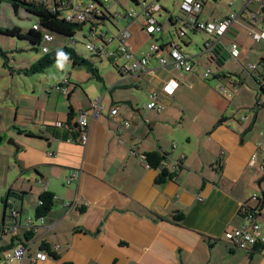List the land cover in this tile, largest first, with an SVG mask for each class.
<instances>
[{
	"label": "crops",
	"instance_id": "0c3cea01",
	"mask_svg": "<svg viewBox=\"0 0 264 264\" xmlns=\"http://www.w3.org/2000/svg\"><path fill=\"white\" fill-rule=\"evenodd\" d=\"M160 4L159 16L179 20L181 9L178 14ZM263 7L257 0H232L217 13L203 0L201 21L240 13L220 43L226 58L213 62L216 75L209 78L203 76L210 65L205 32L189 30L182 40L177 24L165 30L159 19L162 32L155 36L143 17L119 19L120 26L115 20L110 30L127 28L138 57L154 42L178 40L194 64L190 73L174 68L169 56L170 64L163 67L153 57L154 72L136 74L122 71L120 56L110 60L116 72L109 76L96 63L102 80L68 59L60 70L51 72V66L36 74L21 70L41 55L30 65L0 63V264H18L7 255L30 230L2 231L13 222L11 208L20 211L22 226L28 217L38 225L23 264H264V246L247 251L225 240L243 222L242 205L256 207L252 195L264 193V40L252 35L264 28ZM234 41L236 58L227 50ZM234 80L241 87L232 93ZM222 84L229 92L221 91ZM155 94L164 105L147 111ZM98 99L104 109L90 117L87 144L70 141L80 134L77 115ZM126 121L130 126L124 127ZM148 152L165 156L160 166H150ZM163 168L168 176L158 181ZM44 192L54 195V203L41 220L36 209ZM179 214L181 222L175 220ZM259 221L264 226L262 216ZM42 242L50 244L49 258L34 260Z\"/></svg>",
	"mask_w": 264,
	"mask_h": 264
},
{
	"label": "built area",
	"instance_id": "2783aa9c",
	"mask_svg": "<svg viewBox=\"0 0 264 264\" xmlns=\"http://www.w3.org/2000/svg\"><path fill=\"white\" fill-rule=\"evenodd\" d=\"M38 2H51V0H35ZM59 2V7L68 8L67 13L64 17L67 20H77L82 21L93 27L91 29V35L94 33L102 32L104 33L101 39L105 41L101 42L99 45H96L92 41H88L86 48L88 50L100 49L102 54L116 59L117 57H123L124 62L122 63V71L128 74L136 73H146L154 72V69L149 68L150 61L153 57L158 58L161 66H166L171 64L174 68L182 70L184 72L190 73L193 70L194 64L191 57L182 50L178 40L172 39L164 44L159 42H154L151 44L149 51L146 55L142 57L136 56L132 51L128 39L131 35L130 31L127 28L118 29L115 32L111 31L107 26L109 20H100L102 16V11L104 7L110 9L107 6V2L110 0H100L101 4L95 0H52V2ZM138 4L137 9H131L126 12H118L115 16L116 18H129L135 19L137 17L144 18V28L151 35H159L162 32V24L159 20V13L162 9V6L159 0H134ZM264 4V0H257ZM203 7V0H183L181 3L182 15L178 20L177 35L180 39H185L188 35L189 30H199L206 33L207 38L204 42V49L211 57L215 48L222 43L224 36L231 28L233 23L236 21L240 13H231L226 17L215 21V22H204L197 18V15L200 13ZM54 10H57L56 5L53 6ZM257 18V16H255ZM106 26V30H103V27ZM33 28L39 30L41 28L40 23L37 22L33 25ZM98 30H100L98 32ZM102 30V31H101ZM253 37L256 40H264V28L256 30L252 33ZM94 37V36H92ZM45 41H52L54 39L53 35L49 32L44 34ZM116 43V48H110V44ZM228 52L231 57L236 58L239 53V43L234 41L230 43L228 47ZM167 56L171 57L170 62L168 61ZM210 61V60H209ZM212 61L210 65L207 66L203 71L204 78L213 77L216 75V71L212 66ZM256 64H250L249 68L256 70ZM177 87V83L173 88L167 90L168 93H173L174 89ZM241 87L240 80H234L232 86V93L238 91ZM58 88L63 89V87L58 86ZM222 92H229V87L227 84H222L220 86ZM163 103L159 100L157 95L151 96V101L145 104L147 110L154 108L161 109ZM104 106L101 104V101L94 100L91 105L90 111L83 110L80 111L75 119V126L78 129L79 137H70V141H78L86 145L89 139V126H90V117L97 118L102 112ZM118 112V108H113L111 113L115 115ZM147 120V118H146ZM56 125L63 127L66 124L62 121L56 122ZM130 126V122L126 121L124 127ZM255 159V155L252 156V160ZM264 169V165H263ZM76 178V176L74 177ZM71 178L67 179V182H71ZM254 201L258 203L256 207H252L249 204L245 203L240 209L241 216L243 217V222L240 226L235 227L232 230H229L225 233V240L229 244L234 245L237 248L244 249L247 251H256L254 247L264 246V226L260 223L259 217L264 218V197L262 194L254 193L251 197ZM41 202V201H40ZM71 202H67L66 205H71ZM14 219L13 222L7 225H3L2 231L5 233L18 234L21 227L32 229V232H38V225L28 217L23 226L22 223L17 222L16 216L17 211H13ZM43 220V217H40ZM20 227V228H19ZM29 246H26L23 243H18L12 251L7 255V260L9 263L18 261V264H23L24 259L28 254ZM49 258V252L45 249L37 250L34 260L44 261Z\"/></svg>",
	"mask_w": 264,
	"mask_h": 264
},
{
	"label": "trees",
	"instance_id": "16d2710c",
	"mask_svg": "<svg viewBox=\"0 0 264 264\" xmlns=\"http://www.w3.org/2000/svg\"><path fill=\"white\" fill-rule=\"evenodd\" d=\"M1 1H3V0H0V3H1ZM5 1H8L9 3H11L16 12L21 7H25V9L27 11H29L32 14H35L38 17L37 22L40 23L41 28L39 30H36L32 27L27 32H24L18 26H14L12 28H6V27L0 26V35L5 34V35L11 36V37H17L20 39H27L34 45V48L36 50H40L43 41H45L44 34L47 32L51 33L54 38H55L54 34H59L61 36H64L65 40H66V42L63 45H61L60 47L49 48L47 50L43 49V54L40 56V58H38L29 67L24 68L21 71H24L27 74L42 73V72H45L53 64H55L58 60L65 58V59L72 61L74 66L86 67L99 80H102V78L100 77V75L98 73V68H97L96 62L93 58L107 57L109 60H112V57H108V56L102 54V52L100 50L102 48H97L96 50H88L86 48L90 52V55H91L90 58H86L82 53L79 52V50L76 46L77 41L75 40V36H76L77 32L79 30H81L86 23H84L82 21H77V20H71V21L67 20L64 17V15L67 13L68 8H66L64 6L59 7L60 3L57 1H55V2H38L35 0H5ZM95 1L98 2L99 4H101L100 0H95ZM116 1L118 2V4H121L119 0H116ZM131 1L134 4H136L135 7L131 8V9H137L138 4L136 3V1H134V0H131ZM55 5H56L57 10H54V8H53V6H55ZM103 9L104 10L102 11V16H100L99 18H100V20H109V23H107L108 27H109L110 23L114 24L119 19H122V18L117 19L116 18L117 16H115V14L112 13L109 8L104 7ZM131 9H125L124 11H120V13L126 12V11L131 10ZM262 9L264 10V7ZM181 12H182V9H181ZM137 18H139V17H137ZM126 19H129V18H126ZM169 21H170L171 25H176V24L178 25V20L174 21L172 18H170ZM90 28L93 29L92 26H90ZM99 31L100 30H98V32ZM89 32H90L89 35L84 34L85 37L88 39V41L93 42V39L95 38L96 42L99 40L100 43L101 42L105 43V41L103 39H101L103 37L102 35L104 34V33H102L103 31L99 33L100 35H98L97 33H94V35H91V31H89ZM92 36H94V37H92ZM156 36H158V35H156ZM68 38H70V42H68V40H67ZM164 43L165 42H163V43L160 42V44H164ZM116 47L117 46L115 44L114 48H116ZM110 48H112V47H110ZM0 55L4 59H6L8 57L7 52L4 51L1 47H0ZM225 58L226 57L224 55H221V46L219 45L218 47L215 48V52L210 57L209 60L212 61V64H213V62L216 63V61H218V63L220 64V63L224 62ZM4 66H7L6 62L4 63ZM261 88L264 89V84H261ZM150 101H151V99H150ZM150 101H148V102H150ZM152 110H158V109L154 108V109L147 110V111H152ZM2 142H3V137L0 134V144ZM145 156H146L147 161L150 164V166H153V167L160 166L163 159L165 158V156L161 155L158 152H148L147 154H145ZM161 171L162 172H161L160 176L158 177V181H163L168 176V172H167L166 168H163ZM24 193L25 192H21L18 195V197H20V199H22V196ZM9 201L10 200H7L8 204L11 202V201L10 202ZM40 201H41L40 205L36 209V218L43 217L52 208L53 203H54V195L49 193V192H44L40 196ZM11 209H12L11 215H12L13 219H14L13 211L14 210L17 211L16 219H17V222H19L18 221V215H19L20 211L17 209H14V208H11ZM183 218H184L183 214H179V215L175 216V220L177 222H181L183 220ZM19 223H21V222H19ZM26 229H28V228H26ZM24 236H25L26 241H21L19 243H23L26 246H29L30 241L33 240V238H34V232H32V229H30L29 231H26ZM261 247L262 246H260V247L256 246V247H254V250H256V251L260 250ZM38 249L39 250L45 249L48 252L51 251L50 244H48L47 242H42L40 248H38ZM28 252H29V250H28ZM36 252H35V254H36ZM35 254H34V256H35Z\"/></svg>",
	"mask_w": 264,
	"mask_h": 264
},
{
	"label": "rangeland",
	"instance_id": "374dc122",
	"mask_svg": "<svg viewBox=\"0 0 264 264\" xmlns=\"http://www.w3.org/2000/svg\"><path fill=\"white\" fill-rule=\"evenodd\" d=\"M88 1V0H85ZM232 0H205V7L214 8L211 11H215L217 13L223 12ZM52 2V0H51ZM162 5L167 7L171 12L180 13L181 3L180 0H160ZM111 5V10L116 12L117 10L131 9L135 7L134 3L131 0H121V4H118L116 0H111L108 2ZM111 11V12H112ZM159 19L163 20V25L165 30L171 26L169 19L163 14L159 16ZM38 21V17L35 14L30 13L25 9V7H21L17 12L14 7L8 1H1L0 3V26L6 28H12L14 26L20 27L24 32H27L29 29L33 27V24ZM121 20L117 22L119 25ZM123 23V22H122ZM111 27H114L112 23H110ZM120 26V25H119ZM90 26L85 24L81 30H79L75 36V40L77 41V48L80 53H82L86 58H90V52L86 49V43L88 39L85 37L89 35ZM106 29V26L103 27V30ZM55 41H43L40 50H36L34 45L27 39H20L17 37L7 36L5 34L0 35V46H3L7 51L8 57L4 59L0 55V63H7V66H21V65H30L32 63V58L36 55H42L43 49L45 46H53L56 43L60 42V40L65 39L64 36L59 34H54ZM70 42V38L67 39ZM96 39H93L95 42ZM200 45V41L198 43ZM198 47V46H197ZM100 68H102L105 75L109 76L111 71L116 72L113 64L107 57L103 58H93ZM66 59H60L55 64L52 65L50 71L54 72L55 69H62L63 65L66 63ZM11 69V68H10ZM55 74V73H54ZM245 75L247 73H244Z\"/></svg>",
	"mask_w": 264,
	"mask_h": 264
},
{
	"label": "water",
	"instance_id": "95a60500",
	"mask_svg": "<svg viewBox=\"0 0 264 264\" xmlns=\"http://www.w3.org/2000/svg\"><path fill=\"white\" fill-rule=\"evenodd\" d=\"M8 142L12 143L14 146H16V148H18V145L15 143L13 139H9ZM263 197H264V193H263Z\"/></svg>",
	"mask_w": 264,
	"mask_h": 264
}]
</instances>
